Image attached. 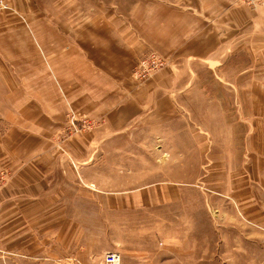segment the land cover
Segmentation results:
<instances>
[{
    "label": "rangeland",
    "instance_id": "374dc122",
    "mask_svg": "<svg viewBox=\"0 0 264 264\" xmlns=\"http://www.w3.org/2000/svg\"><path fill=\"white\" fill-rule=\"evenodd\" d=\"M161 5L191 11L189 33L181 29L189 34L185 37L198 36L204 23L208 33L222 26L225 41L234 39L243 52L176 61L174 55L154 51L149 38H159L150 34L141 40L131 25L133 15L144 19ZM263 14L264 0H0V105L12 76L4 49L32 32L44 35L50 29L47 21L59 33L78 35L79 46L93 41L88 36L101 44L118 24L127 44L129 38H139L144 54L118 83L127 98L154 94L153 80L167 73L161 78L167 82L161 96L143 99V117L131 127L103 135L108 117L93 118L72 104L63 126L49 138L51 145L62 148L98 144L93 137L102 133L103 146L93 153L98 163L93 175L106 192H123L128 204L125 237L110 251L122 257L121 264L125 254L131 264H264ZM174 32L171 39L177 38ZM20 43L27 46L19 56L38 50L33 43L31 51L28 43ZM12 175L8 168L0 170V198L13 187ZM152 187L168 188L160 204L148 208L144 198L134 209V203L126 202L133 201L129 191ZM118 218L109 216L110 228ZM112 235L110 229L109 241ZM104 257L92 264H102ZM58 264L80 263L67 258Z\"/></svg>",
    "mask_w": 264,
    "mask_h": 264
},
{
    "label": "crops",
    "instance_id": "0c3cea01",
    "mask_svg": "<svg viewBox=\"0 0 264 264\" xmlns=\"http://www.w3.org/2000/svg\"><path fill=\"white\" fill-rule=\"evenodd\" d=\"M190 13L161 5L144 19L141 14L133 15L130 25L141 40L150 34L157 36L159 40L149 38L151 49L174 55L176 61H206L220 59L228 51L233 52L230 57L243 52L238 49L242 45L232 43L234 39L225 41L228 34L222 26L208 33L204 23L198 36L185 37L189 34L181 29L189 33ZM252 22L253 15L248 20L250 25ZM45 24L50 29L44 35L32 32L27 39H13L3 52L12 76L0 105V170L12 171L13 187L0 198V264H58L67 258L92 264L122 244L128 204L123 201V192H106L99 186L100 178L93 175L98 166L93 153L103 146L102 133L93 137L98 144L62 148L51 145L49 138L58 125L63 126L68 105L72 104L88 110L93 118L108 117L103 135L131 127L143 117L147 106L141 104L143 99L146 102L156 93L161 96L159 90L167 83L161 78L167 73L153 80L152 87L157 89L153 87L154 94L140 98L135 93L127 98L129 94L123 96L118 83L130 75L135 61L144 54L139 38H129L127 44L124 28L118 24L113 26V35L103 38L101 44L95 45L96 39L88 36L95 43L84 40L79 46L78 35L59 33L56 24ZM249 30L250 26V36ZM174 31H178L177 38L171 39ZM21 41L28 43L30 51L32 43L38 50L19 56L27 46ZM14 60L19 64L13 65ZM167 192V187L129 191L133 201L126 202L138 209L146 198L151 208L160 204ZM110 215L119 216L111 228ZM110 229L113 235L109 241ZM123 257V264H131L126 254Z\"/></svg>",
    "mask_w": 264,
    "mask_h": 264
},
{
    "label": "built area",
    "instance_id": "2783aa9c",
    "mask_svg": "<svg viewBox=\"0 0 264 264\" xmlns=\"http://www.w3.org/2000/svg\"><path fill=\"white\" fill-rule=\"evenodd\" d=\"M122 257L115 252H110L105 254L104 260L102 264H121Z\"/></svg>",
    "mask_w": 264,
    "mask_h": 264
}]
</instances>
